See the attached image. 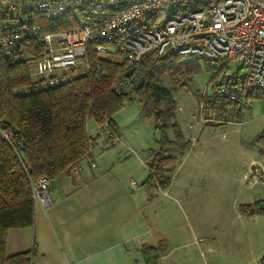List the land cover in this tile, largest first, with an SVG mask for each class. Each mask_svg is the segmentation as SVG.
Returning <instances> with one entry per match:
<instances>
[{
  "label": "built area",
  "instance_id": "2783aa9c",
  "mask_svg": "<svg viewBox=\"0 0 264 264\" xmlns=\"http://www.w3.org/2000/svg\"><path fill=\"white\" fill-rule=\"evenodd\" d=\"M57 21L68 28L48 30ZM0 51L32 67L21 94L58 88L80 74L100 78L107 62L120 67L113 92L129 95L149 65L169 55L200 59L213 67L200 94V121L242 124L252 96L264 98V0H0ZM51 186L46 178L32 186L46 209Z\"/></svg>",
  "mask_w": 264,
  "mask_h": 264
},
{
  "label": "trees",
  "instance_id": "16d2710c",
  "mask_svg": "<svg viewBox=\"0 0 264 264\" xmlns=\"http://www.w3.org/2000/svg\"><path fill=\"white\" fill-rule=\"evenodd\" d=\"M64 23L50 24L48 30H66ZM100 65L104 73L100 78L93 72L80 74L58 88L21 94L18 90L31 85L30 65L11 61L0 51V264L31 261V252L7 256L5 249L10 230L33 224V184L42 178L53 182L77 169L91 156L99 135H104L110 145L117 138L114 116L133 97L142 105L140 117L153 116L157 136L156 148L150 149L144 160L148 173L143 187L167 190L190 147L191 141L175 121L172 91L163 81L175 87L188 85L201 70L199 59L169 55L149 65L144 81L129 95H117L112 90L120 67L107 62ZM203 65L213 72L205 61ZM90 120L99 129L96 135L87 130ZM169 130L173 139L168 137ZM2 134L8 137L5 139ZM242 210L262 212L264 201ZM166 247L165 242H160L157 248L147 251L161 254Z\"/></svg>",
  "mask_w": 264,
  "mask_h": 264
},
{
  "label": "rangeland",
  "instance_id": "374dc122",
  "mask_svg": "<svg viewBox=\"0 0 264 264\" xmlns=\"http://www.w3.org/2000/svg\"><path fill=\"white\" fill-rule=\"evenodd\" d=\"M199 65L200 72L188 85L175 87L163 81L172 91L175 121L193 145L181 167L184 183L161 195L134 177L146 190L148 204L143 210L166 238L173 264H264V211L242 210L264 201V98L251 99L242 124L214 126L200 121V94L212 74L200 59ZM141 107L133 97L114 116L119 140L108 147L119 162L131 164L136 155L143 158L148 149L156 148L154 118L140 117ZM199 124L208 127L201 129ZM86 126L90 135L99 130L92 120ZM167 134L173 139L171 130ZM98 147L92 154L94 161ZM131 167L138 171L140 165Z\"/></svg>",
  "mask_w": 264,
  "mask_h": 264
},
{
  "label": "crops",
  "instance_id": "0c3cea01",
  "mask_svg": "<svg viewBox=\"0 0 264 264\" xmlns=\"http://www.w3.org/2000/svg\"><path fill=\"white\" fill-rule=\"evenodd\" d=\"M105 139L104 135L98 136L96 148L98 143L101 146L95 161L93 150L80 163V172L77 168L52 182V205L48 209L34 201L32 226L8 232L7 256L31 252L28 264H173L169 260L171 251H147L166 241L144 213L146 190L139 188L134 179L144 182L148 173L144 160L150 149L145 157L130 159V163H139L137 171L132 163L119 162ZM192 146L181 158L169 188L159 191L161 195H169L184 183L181 167ZM84 162L88 167L82 169ZM132 181L136 186L130 184Z\"/></svg>",
  "mask_w": 264,
  "mask_h": 264
}]
</instances>
